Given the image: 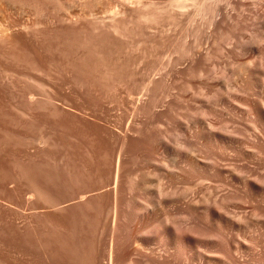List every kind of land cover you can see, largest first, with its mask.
<instances>
[{
  "label": "bare ground",
  "instance_id": "bare-ground-1",
  "mask_svg": "<svg viewBox=\"0 0 264 264\" xmlns=\"http://www.w3.org/2000/svg\"><path fill=\"white\" fill-rule=\"evenodd\" d=\"M263 1L221 20L216 0H160L157 15L143 2L137 28L114 24L112 42L89 52L78 69L86 60L109 68V105L90 112L102 123L63 126L65 181L72 198L100 193L60 216L57 175L20 167L32 189H48L46 264H264ZM182 15L191 25L174 41L168 30ZM171 70L178 86L166 101Z\"/></svg>",
  "mask_w": 264,
  "mask_h": 264
},
{
  "label": "rangeland",
  "instance_id": "rangeland-1",
  "mask_svg": "<svg viewBox=\"0 0 264 264\" xmlns=\"http://www.w3.org/2000/svg\"><path fill=\"white\" fill-rule=\"evenodd\" d=\"M216 1V19L221 20L226 14H235L240 3L249 13L257 0ZM143 2L149 4L147 13L157 15L160 0H0V264H46L48 189L45 182L32 189L21 177L20 167L34 166L43 176L49 172L57 175L51 193L62 203L56 211L60 216L69 213L64 209L66 203H79L100 193L85 188L87 197L82 199L68 193L63 126L71 122L73 128H79L87 120L102 123L90 112L95 106L109 105L105 94L110 84L109 68L100 73L93 60H86L81 71L78 66L100 42H112L116 36L114 24L122 29L137 28L133 24L137 23V9ZM181 17L182 23L168 30L174 41L183 37L191 25L186 15ZM202 22L198 18L194 23ZM213 29V25L206 27L198 56L211 46ZM120 39L127 45V37ZM192 40L189 35L184 42ZM153 43L150 39L146 44L150 47ZM219 61L225 63L226 58L221 56ZM189 64L190 60H185L179 67L186 69ZM174 71L168 76L171 93L166 101H172L177 91ZM128 135L135 136L133 132ZM85 157L90 159L87 152ZM74 175L79 177L78 169H74ZM80 187L76 181L73 190ZM78 210L75 213L79 216Z\"/></svg>",
  "mask_w": 264,
  "mask_h": 264
}]
</instances>
